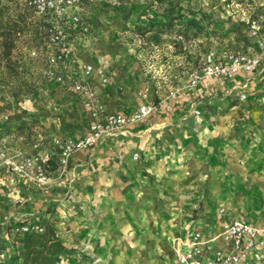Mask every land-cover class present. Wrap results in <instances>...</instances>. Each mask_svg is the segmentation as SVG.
Masks as SVG:
<instances>
[{
	"label": "crops",
	"instance_id": "crops-1",
	"mask_svg": "<svg viewBox=\"0 0 264 264\" xmlns=\"http://www.w3.org/2000/svg\"><path fill=\"white\" fill-rule=\"evenodd\" d=\"M162 3L151 0L144 20L153 22ZM75 10L90 32L84 35L68 28L74 54L87 63H110L108 83L96 75L89 77L107 110L130 113L145 100H153L155 108L123 134L74 152L66 173L54 171L56 187L47 192H53L51 198L56 191L65 192L56 208L67 224L62 240L78 241L95 264H179L177 256L193 230L209 239L206 256L226 249L219 233L224 222L237 216L231 211L236 207L224 205L223 174L225 179L236 174L264 198V72L250 79L245 99L239 98L242 89L234 87L243 80L241 74L234 80L202 79L196 86L180 79L181 84L171 87L166 80H153L158 71L153 59L163 44L144 42V35L124 29L128 22L140 23L142 19L134 20L142 15L109 10L98 0H80ZM259 51L255 46L239 52ZM60 70L65 80L54 82L49 112L37 103L19 107L17 115L9 111L11 103L5 102L7 109L0 106V112L11 118L0 131V149L12 155L33 153L28 142L13 149V133L8 131L16 120L32 126L34 135L41 133L45 147L54 150L51 164L59 159L54 138L76 139L86 133L88 113L72 88L80 73L74 66ZM144 87L151 89L146 98L137 94ZM218 101L231 104L214 107ZM195 109H201L200 114ZM240 156L243 167L238 170ZM1 179L9 185L19 180L6 167ZM68 181L73 182L71 189ZM254 212L249 221L264 225V209Z\"/></svg>",
	"mask_w": 264,
	"mask_h": 264
},
{
	"label": "rangeland",
	"instance_id": "rangeland-1",
	"mask_svg": "<svg viewBox=\"0 0 264 264\" xmlns=\"http://www.w3.org/2000/svg\"><path fill=\"white\" fill-rule=\"evenodd\" d=\"M98 1L109 10L119 12L123 8L127 16L134 13L143 16L134 20L142 19L140 23L128 22L124 29L144 35L142 38L144 42L163 44V50L153 59L157 62L158 70L153 80H166L164 84L171 87L181 84L180 79H188V73L192 69H200L202 58L209 50L220 52L227 49L236 52L252 47L254 49L256 40L264 39V0H163V9L153 14V22L144 20V16L151 8V0ZM161 2L162 0H153V3ZM150 23L154 25L151 26ZM45 29V21L33 14L23 0H0V101H2L0 106L7 109L5 102L11 103L13 109L9 111L14 110L13 113L16 115L19 107L21 109L24 106L33 107L34 103L42 106L46 112L52 107L49 95L50 90L56 86L54 85L56 81L46 75L48 68L46 59L50 49L46 44ZM254 29L257 30L256 34H253ZM147 32L150 34L145 38ZM78 61L84 62L79 59ZM151 73L153 74L152 71ZM163 74L166 78H161ZM172 95H175V91ZM218 102L214 107L223 108L230 103ZM5 115H8L6 122H10V115ZM11 124L12 129L8 132L13 133V149H17L22 143L31 144L34 137V132L30 129L32 126L20 120ZM237 159L239 170L243 167L241 161L243 157ZM68 161L66 165H62L59 159L58 164L48 162L49 182L40 187L15 173L14 176L19 179L16 183L9 185L1 180L0 223H9L12 233H17L15 227L23 223L32 224L34 229L41 228L42 230H37L40 233L52 228L54 237L60 240L63 247L56 253L54 264H95L92 255L87 249L79 247L78 241L62 240L66 235L67 224L61 217V211L58 209V212L56 208L59 200L65 199V192L56 191V194L62 195L55 194L52 198L50 196L53 192H47L56 187L57 170L61 174L66 173ZM8 170L11 171L9 168ZM229 174L227 179L223 174L221 181L224 205L226 208L228 205L236 207L231 210L235 216L250 220L256 215L254 211L264 209V198L254 185L244 182L236 174L234 177ZM67 183L70 184L67 189H71L73 182ZM18 249L20 248L14 249L7 243L0 253V264H22L23 257H18L15 261L11 259L13 254L19 255ZM43 255L44 251L41 250L38 257L41 258Z\"/></svg>",
	"mask_w": 264,
	"mask_h": 264
},
{
	"label": "built area",
	"instance_id": "built-area-1",
	"mask_svg": "<svg viewBox=\"0 0 264 264\" xmlns=\"http://www.w3.org/2000/svg\"><path fill=\"white\" fill-rule=\"evenodd\" d=\"M33 14L42 18L46 23L45 38L50 49L47 56L48 78L61 83L65 80L60 68L76 66L80 73L75 78L72 88L81 99L84 109L88 113L89 124L84 135L76 139L54 138L52 145L60 148L59 160L66 165L72 154L79 150L88 149L103 143L108 138L123 134L131 125L143 121L155 108L154 103L145 100L130 113L108 111L99 93L89 81V77L96 75L101 83L110 81V63L108 60L99 64L80 63L68 41V28L74 27L86 35L90 32L89 24L75 10L80 0H24ZM257 30H253L256 34ZM258 53L232 52L223 49L220 52L209 50L202 58L200 69H192L188 73V84L196 86L202 79L234 80L238 74L244 75L243 80L234 87L241 88L240 99L246 98V87L250 79L264 72V39L255 42ZM149 87L138 91V95L147 97ZM200 114V109H195ZM8 115L0 112V131L7 121ZM33 153L25 156L9 154L0 149V185L2 167L21 176L27 181H33L38 187L49 182L48 162L54 152L45 147L43 136L37 132L32 141ZM19 157L16 159V157ZM137 159L138 154L133 153ZM224 212V208H220ZM31 230L29 223L15 227L18 233ZM37 230H42L41 228ZM219 236L225 241L227 248L218 249L211 256H206L207 241L200 230L189 233L186 247L178 254L179 264H262L264 256V225L257 226L244 217H235L222 224Z\"/></svg>",
	"mask_w": 264,
	"mask_h": 264
},
{
	"label": "trees",
	"instance_id": "trees-1",
	"mask_svg": "<svg viewBox=\"0 0 264 264\" xmlns=\"http://www.w3.org/2000/svg\"><path fill=\"white\" fill-rule=\"evenodd\" d=\"M123 11L124 9L121 8ZM151 26L154 23H150ZM151 30V29H148ZM51 160V159H50ZM49 160V161H50ZM31 226V230L25 233H12L11 225L0 223V253L4 250L7 243H10L14 249H18L19 255H12L15 261L18 257H23L22 264H54L55 255L62 250L60 240L54 237L52 228H48L45 233H40ZM12 241V242H11ZM14 242V243H13ZM44 251L43 257H38V253Z\"/></svg>",
	"mask_w": 264,
	"mask_h": 264
}]
</instances>
